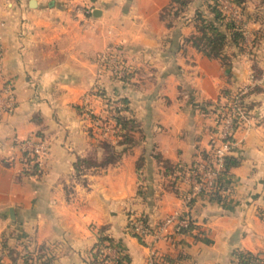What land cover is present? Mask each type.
Here are the masks:
<instances>
[{"label":"crops","instance_id":"obj_1","mask_svg":"<svg viewBox=\"0 0 264 264\" xmlns=\"http://www.w3.org/2000/svg\"><path fill=\"white\" fill-rule=\"evenodd\" d=\"M137 1L146 9L137 14L149 16L148 24L123 19L116 28L108 18L113 8L82 14L71 0H0L1 72L14 99L11 112L0 117V264H20L22 256L28 264L47 258L46 264H89L99 228L127 255L125 264H145L151 253L161 256L158 264H234L233 250L264 259V121L247 119L232 135L230 155L238 164L229 170L226 199L198 195L184 206L187 185L178 179L171 190L165 165L186 167L205 156L214 132L208 110L219 99L222 66L189 44L175 56L160 54L163 31L153 16L168 0ZM110 42L140 46V53L128 50V62L143 72L111 85L128 100L137 131L112 163L69 179L87 139L79 133L72 151L73 140L64 136L79 126L76 104L98 82L95 55ZM233 63L239 65L234 79L245 80V59ZM259 75L256 82L264 72ZM180 82L194 98L179 96ZM255 95L253 102L260 101L253 113L264 106V92ZM36 132L48 144L40 174L17 178L22 164L13 139ZM84 176L90 183L82 184ZM137 176L144 180L136 183ZM184 210L192 222L187 233L140 241L128 232L130 216L154 226Z\"/></svg>","mask_w":264,"mask_h":264},{"label":"rangeland","instance_id":"obj_2","mask_svg":"<svg viewBox=\"0 0 264 264\" xmlns=\"http://www.w3.org/2000/svg\"><path fill=\"white\" fill-rule=\"evenodd\" d=\"M71 1L74 4L72 6V10L82 14H86L85 11H88L93 7L102 10L112 8L115 9L116 11L108 18H111L112 25L116 28L117 26L123 25V19L125 23L130 25L138 24L139 22L141 23V18L146 19L144 21L146 24H148L151 20L149 16L141 17L137 14L138 8H141L142 11H146L145 8L143 9L141 7L142 5H140L137 0ZM225 1L226 9L235 13L237 18L232 19L236 21V24H239L237 25L242 31V35H239L238 39H236L238 43L236 45L233 44L232 38L229 37L230 31L226 27L229 20L227 21V18L223 19L214 16L215 9L213 0H189V2L182 7L181 10L176 12V14L172 13L173 10L166 6L169 3L168 0L166 5H164L166 8H160L157 14L153 16V19L156 18V21L162 27L163 32L160 35V40L164 41L165 45H163L160 49V54L164 56H169L170 54L175 56L180 53L179 49L181 47H185L188 44L190 45L186 39L191 34L195 33L197 20L196 13L201 15L202 19L205 21L212 22L220 31L226 33V41L224 47L222 48V53L229 60V64L225 66L220 64L222 66V79L220 89L218 90L219 99L214 102L216 103L215 106L208 110L214 114L213 131H215L216 120L228 111L229 105L235 99L238 101V111L236 112H239L237 127L247 119L250 120L252 118H258L259 120L264 121V106L260 112H251L254 105H258L260 101L255 100L253 102L254 96H256L255 94L258 92H264V77H262V81L256 82V80L261 77L259 74L264 72V0ZM161 9L162 12L159 14ZM169 40L174 42L172 46L166 45V42ZM175 46H177V48ZM139 49L140 46L138 45H132L127 48L124 44H119L117 42L113 44L110 42V44L95 55V76L96 80L98 79V82L93 83L89 89H87L86 93L81 96L79 103L76 104L77 108L75 110V114L78 116V120L80 121L79 126H76L75 133H71L70 135L66 134L64 136V138L69 137L73 140V143H71V141L68 142L70 150L74 151V148H77L78 141L80 139L79 133H82V136L87 139L82 151L79 153L84 156L89 155L91 157H96L97 160H99L104 153H111V155H114L115 153L113 158L115 159L122 151L129 149V146L121 148V144H119L118 141L122 139V135H129L133 138L137 129L130 127L129 129L120 131L116 126L114 118L117 115V109L120 108L119 99L122 96H120L121 94L118 89L116 90L111 85L114 83V85L120 86L125 81L129 83L134 72L138 73L139 70L143 72L142 65H137L135 62H128V59H130L129 61L132 60V58L129 57L130 52H128V50L136 52L139 51ZM238 57L244 58L246 62L245 80L239 77L238 79H234L233 77V68L239 66L238 63H233V61L238 60ZM255 61L258 64L255 63ZM246 65H249V67ZM177 90L180 97H182L183 93L187 94L185 100L194 98V95L190 94L192 93L191 88L188 85L186 86L185 83L182 84L180 82L177 85ZM262 102L264 103V100ZM197 103L205 104V106H207V104L203 101L201 103ZM200 107H202L201 109H205L203 106ZM123 114L127 117H133L135 119L131 110L129 113L126 112ZM42 137L44 141L47 140L44 134ZM114 146H116L115 149ZM20 160L21 159L19 158V162L22 164L20 167L24 168L25 166ZM43 161L44 158L40 161L39 168L42 167ZM20 171L17 178L25 176L20 174ZM88 171H91V169L84 171V173H89ZM69 179L76 180L73 176ZM82 179L84 180L83 183L81 182L83 185L90 183L89 178L86 180V177L84 176ZM142 180H144L142 179V176H137L136 183H141ZM168 181L170 183L167 182V185H169L171 190H173L174 181L172 178H169ZM19 263L21 264V262Z\"/></svg>","mask_w":264,"mask_h":264},{"label":"trees","instance_id":"obj_3","mask_svg":"<svg viewBox=\"0 0 264 264\" xmlns=\"http://www.w3.org/2000/svg\"><path fill=\"white\" fill-rule=\"evenodd\" d=\"M189 0H169V3L166 5L169 9H172L175 13L181 10L182 7H184ZM214 4V16L220 17L223 19L227 18L226 27L230 31L229 37L232 38L233 44L236 45L238 36L242 35V31L240 27L235 23L236 21L233 20L230 16H226V14L221 10L217 0H213ZM166 6L162 7L166 8ZM162 9L160 10L159 14L162 12ZM196 25H195V33L191 34L186 41L190 43V45L200 54L205 56L208 59H217L222 66L228 65L229 60L224 56L222 53V48L225 45L226 41V33L220 31L212 22H207L204 19H202V16L196 13ZM240 32V33H239ZM235 40V41H234ZM238 102V101H237ZM120 108L117 109V115L114 118V122L118 129L120 131H124L126 129H129L130 127L137 129L138 124L136 120L133 117H127L123 113H129L130 109L128 107V101L125 97H121L119 99ZM41 133L36 132L35 135L40 136ZM122 139L118 141L119 144H131L133 139L129 135H122ZM232 141V138H231ZM104 146V144H103ZM106 146V145H105ZM115 155V153H114ZM114 155H111V153H104V155L97 160L96 157H91L89 155L84 157H76L75 160L72 162V169H73V177L78 179L79 175L83 174L84 171L90 170V169H98L106 166L109 163H112L114 161ZM26 155L23 154L22 158L24 159L26 165L24 168H21L22 175L25 176H39L40 169L37 167V164L35 162H31L32 160L28 157H25ZM203 158V157H202ZM141 159H138L135 162L136 168L139 166ZM238 164V160L235 157H232L230 155V152L226 154L223 157V166L222 169L219 171L217 177H216V183L215 187L212 191L208 192L206 195L209 200L219 201L223 202L226 199L227 196V182H228V176L230 175L229 170L231 167H234ZM183 167L182 166H169L165 165V175H168L172 180L175 182L179 179V172L181 171ZM84 182V180H83ZM69 192V189L64 186V194L67 195ZM191 200L188 201L187 205L190 203ZM140 219L143 223H147L146 218L142 215H139ZM191 226V225H190ZM103 229L99 228L96 232V240L94 244L91 246L89 251V264H108L107 257L101 253V250L103 248H114L115 249V259L114 264H125L128 261L127 255L120 252V250L117 249V242H115L112 238L108 237L107 235H104L102 233ZM130 233V231L128 230ZM132 234L136 239L141 241V238L134 234ZM234 264H264V259L260 258L257 254H253L248 251H242V250H233L231 253ZM48 259V258H47ZM47 259L41 261L40 264H46L45 262ZM14 264V263H12ZM21 264H28L27 258L25 256L21 259Z\"/></svg>","mask_w":264,"mask_h":264},{"label":"built area","instance_id":"obj_4","mask_svg":"<svg viewBox=\"0 0 264 264\" xmlns=\"http://www.w3.org/2000/svg\"><path fill=\"white\" fill-rule=\"evenodd\" d=\"M221 10L231 18H237L234 12L226 9L225 0H217ZM239 19V17H238ZM1 58V51H0ZM14 99L11 95L8 83L2 76L0 64V117L11 112ZM238 107L236 99L229 105L228 111L216 120L215 131L210 141L205 156L190 165L183 167L179 172V180L187 185L186 193L182 196L183 205L195 196L207 194L215 187L216 177L223 166V157L228 154L232 147V135L238 125ZM13 145L19 152V157L30 158L39 168L40 161L47 154V145L43 138L35 134L24 139H13ZM40 169V168H39ZM192 222L187 212L177 211L164 217L158 224L151 226L143 223L139 215L128 217L126 226L130 233L138 235L141 239L150 237L155 240L168 234H183L191 230ZM132 235V234H131ZM101 253L107 257L108 264L114 263L115 249L103 248ZM161 256L151 253L145 264H158Z\"/></svg>","mask_w":264,"mask_h":264},{"label":"water","instance_id":"obj_5","mask_svg":"<svg viewBox=\"0 0 264 264\" xmlns=\"http://www.w3.org/2000/svg\"><path fill=\"white\" fill-rule=\"evenodd\" d=\"M8 211H9L10 216L12 217V210L9 209Z\"/></svg>","mask_w":264,"mask_h":264}]
</instances>
